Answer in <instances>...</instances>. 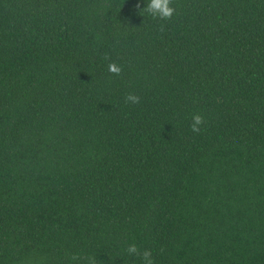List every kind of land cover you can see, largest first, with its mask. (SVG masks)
Segmentation results:
<instances>
[{"label":"trees","instance_id":"16d2710c","mask_svg":"<svg viewBox=\"0 0 264 264\" xmlns=\"http://www.w3.org/2000/svg\"><path fill=\"white\" fill-rule=\"evenodd\" d=\"M175 4L0 0V264H264V0Z\"/></svg>","mask_w":264,"mask_h":264},{"label":"clouds","instance_id":"9594fccd","mask_svg":"<svg viewBox=\"0 0 264 264\" xmlns=\"http://www.w3.org/2000/svg\"><path fill=\"white\" fill-rule=\"evenodd\" d=\"M139 8V5H137ZM177 6L175 0H147V5L144 7L141 13H146L150 15L153 19H159L162 21H170L173 16L176 14ZM161 31H164V26H161ZM107 58V57H106ZM108 71L115 75H120L123 71L122 66L118 65L115 62L108 64ZM126 103L139 104L140 97L129 93L125 98ZM205 124V119L200 114H195L192 117V123L190 125L191 131L194 133L201 132V126ZM127 253L130 256H137L141 259L142 264H154L153 253L150 249H144L141 251L136 244H131L126 249ZM72 260H80L81 257L78 254H73L71 256ZM89 264H97V261L94 257L88 258Z\"/></svg>","mask_w":264,"mask_h":264}]
</instances>
